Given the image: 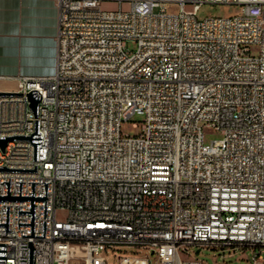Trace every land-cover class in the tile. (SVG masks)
<instances>
[{
    "label": "built area",
    "instance_id": "built-area-1",
    "mask_svg": "<svg viewBox=\"0 0 264 264\" xmlns=\"http://www.w3.org/2000/svg\"><path fill=\"white\" fill-rule=\"evenodd\" d=\"M105 1L118 3L105 9ZM128 2L129 7L124 8ZM204 3L242 5L198 18ZM55 70L8 92L42 93L39 158L30 139L0 145V194L35 199L34 264H108L142 248L156 264H210L238 251L264 262V0H57ZM178 5V12L169 7ZM131 43L135 48H131ZM5 76L0 75V82ZM28 94L0 95V135L32 134ZM143 119L141 132L122 123ZM205 126L222 138L208 142ZM3 181V182H2ZM6 264H28L31 199H1ZM118 264H153L149 253ZM219 264H229L228 261Z\"/></svg>",
    "mask_w": 264,
    "mask_h": 264
},
{
    "label": "crops",
    "instance_id": "crops-1",
    "mask_svg": "<svg viewBox=\"0 0 264 264\" xmlns=\"http://www.w3.org/2000/svg\"><path fill=\"white\" fill-rule=\"evenodd\" d=\"M58 31L57 0H0V84L53 73Z\"/></svg>",
    "mask_w": 264,
    "mask_h": 264
},
{
    "label": "rangeland",
    "instance_id": "rangeland-1",
    "mask_svg": "<svg viewBox=\"0 0 264 264\" xmlns=\"http://www.w3.org/2000/svg\"><path fill=\"white\" fill-rule=\"evenodd\" d=\"M103 7L105 9H115L118 7V3L114 1H105L103 4ZM129 3H124V8H128ZM169 11L171 12H178L179 6L178 5H172L169 7ZM242 13V5L238 4H227V3H204L199 11H198V18L204 19L208 16H232L235 14ZM131 48H135V44L131 43ZM17 85L12 83L7 84H0V89L3 90H14L16 89ZM143 119L142 115L135 114L133 115L129 120H126L122 123V131L124 135H135L139 134L141 132V125H135V123H139ZM205 138L206 141L210 142L213 139H220L222 138V134L220 130H217L216 128L212 126H205ZM146 253H149L150 259L152 260L153 264H156L158 257L156 255H152L151 252H147L145 249L142 248H121L119 250H112L110 249L106 255L108 256V264H118L120 255L124 254H139L144 255ZM220 251L212 250V249H203L201 252H195L193 255L195 258L199 259H205L210 264H219L224 261H228L229 264H248L249 261L242 258V255H251L252 251L248 250L245 253H242L241 251H238L234 256L228 257L225 260H223V256H221ZM71 264H81L79 259L76 257L73 259ZM261 264H264L262 262Z\"/></svg>",
    "mask_w": 264,
    "mask_h": 264
},
{
    "label": "water",
    "instance_id": "water-1",
    "mask_svg": "<svg viewBox=\"0 0 264 264\" xmlns=\"http://www.w3.org/2000/svg\"><path fill=\"white\" fill-rule=\"evenodd\" d=\"M11 95V94H28L29 99H31V109L35 112V132L32 134H12V135H0V145L5 151V147L9 140L11 139H30L34 144V160L39 158V145L43 142V134L40 132V117H39V101L42 98V93L38 89H33L30 92H8L0 91V95ZM37 165L35 168L31 167H8L6 165H0V170H18V171H37ZM8 185V195L0 194L1 199H31V210H22L19 207V212H32V222H19L20 224H32V233L23 234V236H30L29 241V252H28V264H34L36 256V247L33 244L32 236H46L47 223L45 220L44 235H35V199H46L45 206V217H47V192H48V181H42L46 183V195H35V184L39 181H33V195H22V183L20 181V195H10L11 191V177L10 180H4ZM3 182V181H2ZM9 217H10V206H7V222H0V224L7 225V230H9ZM7 257V243L0 242V264H6Z\"/></svg>",
    "mask_w": 264,
    "mask_h": 264
}]
</instances>
